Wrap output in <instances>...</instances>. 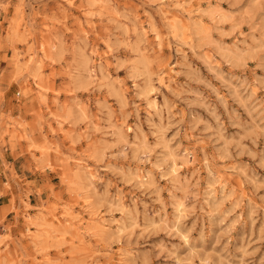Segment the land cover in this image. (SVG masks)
<instances>
[{
    "label": "rangeland",
    "instance_id": "rangeland-1",
    "mask_svg": "<svg viewBox=\"0 0 264 264\" xmlns=\"http://www.w3.org/2000/svg\"><path fill=\"white\" fill-rule=\"evenodd\" d=\"M0 264H264V0H0Z\"/></svg>",
    "mask_w": 264,
    "mask_h": 264
}]
</instances>
